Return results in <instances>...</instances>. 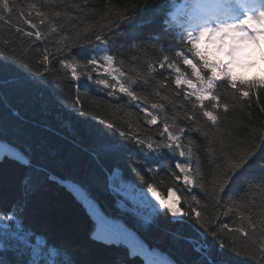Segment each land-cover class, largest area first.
I'll list each match as a JSON object with an SVG mask.
<instances>
[{
  "label": "trees",
  "instance_id": "1",
  "mask_svg": "<svg viewBox=\"0 0 264 264\" xmlns=\"http://www.w3.org/2000/svg\"><path fill=\"white\" fill-rule=\"evenodd\" d=\"M179 1L87 0L85 7V0H16L17 10L23 8L28 11L27 5L35 3L54 19L58 31L50 33L47 22L38 25L44 34V38L38 41L16 32L17 25L24 31L33 29L15 13L10 17L11 26L7 20L0 22V60L16 57L17 61L23 63L16 64V61L9 59V64L16 67L27 65L23 73L8 71L0 75V141L7 145L0 148V239L5 245L4 249H0V264H28L34 252L43 257L40 264L48 260H55L56 264H65L69 260L72 264H145L142 254L124 241L106 239L93 233L95 220L84 200L68 183L80 185L86 197L96 201L105 212L120 218L136 231L149 248L167 254L177 264H196L201 257L194 249L197 244L203 243L202 238L191 228L170 222L169 214L158 215L160 210L157 203L154 213L138 210L115 188L111 176L115 168L136 188L147 191V184L152 183L163 196L172 188L180 199L178 206L185 211L189 209L184 201L192 203L191 197L197 196L201 206L207 205L206 208L198 206L206 222L215 220L217 226L228 225L229 229L243 224L249 236L245 238L243 233L225 230L221 239L227 247L221 251L217 245L212 251V259L222 260L225 264H264L260 251L264 244V233L260 232L259 227L256 233H252L247 221H241L235 210L222 215L227 208L216 205L212 184L213 175H220L224 171L229 158H237L252 145H259V139L264 135V111H261L264 107V72L259 69L253 50L249 54L242 52L235 55L236 61L228 65L231 74L238 80L258 83L251 89L250 98H240L237 102L232 99L235 90L224 81H218L215 91L229 108L227 112L224 109L215 111L219 116L215 126L202 116L198 108L195 110L196 122L183 119L185 111L192 114V104L186 102L184 107H180L181 100L174 95L180 90L172 83V77L168 80V89L161 93L169 100H161L153 95L156 81L164 79L169 73L159 69L160 53L147 46L155 43L147 37L160 31L161 21L168 12L172 14L174 31L180 30L189 16L186 12L173 13ZM146 3L149 8L156 4L161 7L155 11H141ZM74 5H80V8ZM55 12L61 15L52 17L51 14ZM120 12L135 19L136 27L128 29V32L140 34V39L126 42L109 34L112 40L108 45L110 54L116 57V66L121 67L119 62L123 61L122 70L134 78L137 73L146 77L148 62L154 64V78H149L147 85L141 80V86H134V90L138 95L149 97V103L165 104V112L158 114L161 120L165 113L169 118L174 113L180 114L179 124L186 130L181 140L186 146H189V140L195 142L191 145V168L194 171L198 166L203 173L205 191L195 186L184 190L180 186L182 182L176 181L167 170H160L158 164L150 165L158 175L148 173L144 180H140L133 170L135 160L140 157L134 153L124 152L118 160L106 157L102 141L95 136V126L105 127L104 122L107 121L125 131L131 122L133 129L152 135L158 133L163 125L160 128L147 125L143 113L135 106L136 102L129 101L126 96L123 99L120 95L108 96L93 81L87 82L91 87H85L84 76H81L80 82L73 81L70 70L62 68L58 62L66 58L86 63L89 54L102 55V52L92 51L80 55L78 49H94L96 44L89 45V41H94L100 25H107L112 20L119 23L117 14ZM32 16L33 23H38L34 11ZM163 35L165 40H174L172 35ZM62 36L67 37L63 42ZM4 41L9 43L5 44ZM132 44L140 47H131ZM159 46L157 44L156 48ZM163 47L167 52L168 45L163 44ZM58 48H63V51L57 52ZM45 49L50 54L48 65L41 62ZM217 58L225 63L228 61L224 54H217ZM38 74H43L44 79L41 80ZM96 78L94 73L93 80ZM240 87L248 90L247 85ZM137 119L140 121L138 124L135 123ZM189 126L201 128L208 133L207 137L201 132L189 131ZM109 135L112 133L109 132ZM21 153L27 158L26 163L21 162ZM184 160L180 158L181 162ZM163 163L169 165L170 161ZM258 163L264 164V160ZM247 175L258 179L264 176V168L253 165ZM232 194L231 206L234 209L238 201L243 205L241 212L246 217L250 216L254 222L264 219V187L248 189L232 185ZM213 230L218 231V227ZM18 234L24 240H18ZM207 238L209 241L213 239L210 234ZM233 248L240 251H232Z\"/></svg>",
  "mask_w": 264,
  "mask_h": 264
},
{
  "label": "snow or ice",
  "instance_id": "2",
  "mask_svg": "<svg viewBox=\"0 0 264 264\" xmlns=\"http://www.w3.org/2000/svg\"><path fill=\"white\" fill-rule=\"evenodd\" d=\"M47 6V5H45ZM85 7H87V0H85ZM79 9L80 5H74ZM160 4L154 5L152 8L148 7L146 3L141 11H155L160 8ZM194 11L184 24L181 25L179 31H174L171 21V12L165 14L164 19L161 21V29L155 35L149 34L147 39L155 43L147 45L148 47L156 49L160 53L158 61L159 69L169 73L164 79L156 81L155 90L153 95L159 97L161 100H169L166 95H161L168 89V80L172 77V83L180 91L174 93L177 100H181L180 107H184V103L190 102L192 104V114L188 111L183 113V119L196 122L195 110L198 108L203 117L207 118L213 126L219 121V116L215 114L218 109H224L227 112L229 105L221 102V96L215 91L218 87V81H224L228 87L234 89L232 99L239 102L240 98H250V91L258 82L239 79L231 74L228 65L235 60V54L240 50L242 41H250L254 45H259L262 38H264V0H235V3L225 6L217 0H202L195 4ZM28 11L23 8L17 10L16 0H0V22H5L11 26L10 17L15 13L19 16L25 25L30 26L33 31H24L19 25L16 26V32L23 33L30 39L41 40L44 34L39 30L38 25L47 24L50 33L58 31L54 19L41 11L35 3L27 5ZM35 12V19L38 23H33L32 13ZM52 17H59L61 13L55 12L51 14ZM106 17H102L105 19ZM116 20L109 21L107 25H100L99 30L94 36V41L90 40L89 45L95 43L94 49H78L80 55L92 52H102V55L89 54L86 63H80L75 59H59V64L62 68L70 70L71 79L80 82L81 76L86 77L83 82L85 87H91L87 82L93 83L106 91L108 96L120 95V98L127 97L129 101L136 102L139 112L143 113V120L147 125H154L160 128L159 132L152 135H145L140 129H133L130 122L128 130L122 131L117 128L113 123L105 121V127L95 126V136L103 143V150L106 157L113 160H118L123 156L124 152L134 153L139 159L135 160L134 171L140 180H144V176L152 173L154 176L158 175L155 168L150 167L152 164L160 165V170H167L176 181H181V187L184 190H189L190 187L195 186L205 191L203 179L204 175L199 167L193 171L191 168L192 163V148L191 145L194 141L189 140L186 146L181 137L186 135L185 127L179 124V113L169 118L165 113L163 119L159 117V113L165 112V104L152 102L149 103V97L138 95L134 90L135 87H140V81L147 85L149 78H154L153 74L156 73V67L152 62H148L147 76L128 75L127 72L122 70L123 61H120L121 67H117L116 57L111 53V48L108 47L112 42L111 37L117 40L131 41L140 39V34L129 33L128 29L136 27L135 19L128 16L125 12L117 14ZM88 31V29H85ZM163 33L172 35L173 41L164 39ZM66 36L61 37V42L66 40ZM161 41L163 43H161ZM3 43L8 44L9 41ZM159 44V48L156 45ZM163 44H167V52ZM131 47H140V45L132 44ZM63 48H58L57 52H62ZM167 53H172L169 55ZM217 54H224L229 59L227 63L219 60ZM49 52L44 50L41 62L48 65ZM70 56L71 53L69 52ZM264 58V54H262ZM9 59L16 61V64H22V61H17L16 57H4L0 60V75L5 72L12 71L15 73H23L27 65L16 67L15 64H9ZM77 69H82L78 71ZM48 68H45V73ZM97 78L93 80V74ZM159 74V73H157ZM40 79H44L43 74ZM241 85H247L248 90H245ZM182 92V96H181ZM239 93V97H237ZM122 94V95H121ZM207 102V103H206ZM257 102L259 96L257 93ZM74 107V105H73ZM77 111H80L79 109ZM264 111V107L261 108ZM78 119V117H72ZM135 123H140L139 119ZM189 131L201 132L202 135L207 137L208 133L203 132L201 128L189 126ZM109 132L112 135H109ZM116 133L119 135L117 136ZM122 138V139H121ZM127 141V143H125ZM167 150V151H164ZM257 150L258 153L257 154ZM171 153V155H169ZM21 162L26 163L27 158L21 153ZM180 158H185L184 162ZM170 161L169 165H165L163 161ZM264 160V135L259 139V145H252L248 150L242 154H238L237 158H229L224 165V171L220 175H213L212 184L213 197L218 207L223 206L227 211L222 215H227L235 210L236 215L241 221L246 220L247 226L251 229L252 233H256L258 227L261 233H264V219L254 222L250 216H245L241 212L243 207L240 202H235V209L232 199V185H241L248 189L255 188L256 186L264 187V176L257 178L247 175L252 169L253 165L264 168V164H259L258 161ZM197 161V165H198ZM219 168V166H217ZM145 170H147L145 172ZM141 173H144L143 175ZM187 186V187H185ZM147 192L151 193L152 197L158 201L159 210L158 215L163 216L165 213L169 214L170 222L187 226L194 230L203 240V243L197 244L194 249L200 254V259L196 264H225L224 261H216L212 259V251L217 245L222 251L226 245L223 244L221 234L225 231H234L236 233H243L244 237L249 236L243 224L229 229L228 225L217 226L215 220L205 221L204 214L198 210L201 206L200 199L197 196H192L191 201H184L188 205L187 211L179 207L180 199L176 196V192L168 189L169 199H166L157 187L152 184H147ZM207 195V193L205 192ZM195 205V206H193ZM14 218V217H13ZM194 221V223H193ZM235 223V221H234ZM199 225V227H197ZM218 231L213 230L217 228ZM203 229V231H201ZM179 234V229H177ZM208 234L213 238L208 240ZM18 240H24V237L17 235ZM190 243L193 241L189 240ZM235 243V239L233 240ZM4 241L0 239V249H4ZM232 251L239 252L237 248ZM261 260L264 261V244L261 245ZM240 254H243L242 252ZM51 255V253H49ZM43 257L39 253H33L28 264H40ZM45 264H56L55 260H48ZM65 264H72V262L65 261ZM162 264H175L174 261L164 260Z\"/></svg>",
  "mask_w": 264,
  "mask_h": 264
},
{
  "label": "rangeland",
  "instance_id": "3",
  "mask_svg": "<svg viewBox=\"0 0 264 264\" xmlns=\"http://www.w3.org/2000/svg\"><path fill=\"white\" fill-rule=\"evenodd\" d=\"M185 6L186 4L181 2L177 6L175 12L182 10ZM243 42L244 41L241 42V45ZM248 42L251 43L250 41H246V43ZM252 45L256 48L259 58V68L264 72V58H262V54H264V38L261 39L259 45ZM3 147H7V145L3 141H0V148ZM111 176L112 182L118 192L127 197L138 210H144L149 213L155 212L157 206L156 203L158 204V201L152 197L151 193L141 188L134 187L128 179L123 178L118 174V169L116 168L111 172ZM68 184L84 200L85 205L92 214L95 220L94 234L115 241H126L132 249H135L142 254L145 264H162L166 259L173 261L167 254L157 249L149 248L136 231L124 224L120 218L105 212L96 201L86 197V193L80 185L76 183ZM164 197L166 199L170 198L169 194Z\"/></svg>",
  "mask_w": 264,
  "mask_h": 264
},
{
  "label": "bare ground",
  "instance_id": "4",
  "mask_svg": "<svg viewBox=\"0 0 264 264\" xmlns=\"http://www.w3.org/2000/svg\"><path fill=\"white\" fill-rule=\"evenodd\" d=\"M154 249H156V248H154ZM177 264V263H176Z\"/></svg>",
  "mask_w": 264,
  "mask_h": 264
}]
</instances>
